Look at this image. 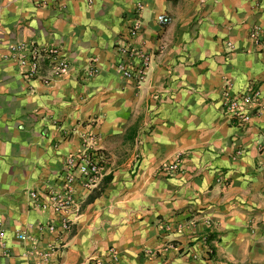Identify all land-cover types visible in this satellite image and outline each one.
Instances as JSON below:
<instances>
[{"label":"crops","instance_id":"0c3cea01","mask_svg":"<svg viewBox=\"0 0 264 264\" xmlns=\"http://www.w3.org/2000/svg\"><path fill=\"white\" fill-rule=\"evenodd\" d=\"M135 11L152 52L138 87L111 64ZM19 42L56 44L68 68L25 76L9 49ZM91 63L99 72L87 77ZM226 82L260 86L263 109L246 130L222 113ZM263 140L264 0H0V264H37L15 238L46 216L25 191L85 141L107 154L105 170L57 264L110 246L115 264H264ZM176 156L175 172L162 171Z\"/></svg>","mask_w":264,"mask_h":264},{"label":"built area","instance_id":"2783aa9c","mask_svg":"<svg viewBox=\"0 0 264 264\" xmlns=\"http://www.w3.org/2000/svg\"><path fill=\"white\" fill-rule=\"evenodd\" d=\"M140 8L139 5L137 9ZM138 12H134L126 32L116 38L111 63L121 79L137 87L145 79L152 56L151 50L141 38L142 19ZM170 20L166 13L156 16V22L162 28ZM260 33L259 29L254 28L249 35L256 39ZM159 47H162V44ZM9 49L23 74L30 78L39 76L44 67L51 68L54 75H62L69 66L66 60L58 56L59 48L56 44L19 42L10 44ZM93 61L92 59L91 62ZM98 72L99 67L91 63L87 77ZM220 100L222 113L228 117L231 124L241 130H246L252 118L259 115L263 109L260 86L255 82H249L240 90H232L227 82L224 83ZM141 133H137L134 138L133 159L136 163L142 156ZM60 161V166L50 172L45 182L37 183L25 191L27 208L46 214L45 218L37 220L32 232L22 230L15 235L17 240L26 243V255L34 257L37 264H57L65 240L72 234L73 225L82 212L81 199L96 188L102 179L107 154L94 142L85 141L82 149L70 152ZM178 162L176 156L169 163L162 165V171L175 172ZM257 170L264 171V162L258 165ZM4 235L0 228L1 247L6 246ZM106 251L105 256L90 258L87 264H115L119 256L117 248L110 246Z\"/></svg>","mask_w":264,"mask_h":264},{"label":"rangeland","instance_id":"374dc122","mask_svg":"<svg viewBox=\"0 0 264 264\" xmlns=\"http://www.w3.org/2000/svg\"><path fill=\"white\" fill-rule=\"evenodd\" d=\"M140 159H141V158H140ZM134 163H136L135 160H134ZM81 211H82V210H81Z\"/></svg>","mask_w":264,"mask_h":264},{"label":"trees","instance_id":"16d2710c","mask_svg":"<svg viewBox=\"0 0 264 264\" xmlns=\"http://www.w3.org/2000/svg\"><path fill=\"white\" fill-rule=\"evenodd\" d=\"M209 239V238H208Z\"/></svg>","mask_w":264,"mask_h":264}]
</instances>
